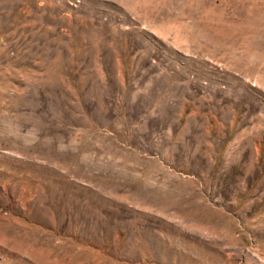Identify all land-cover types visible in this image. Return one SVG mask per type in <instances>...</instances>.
Segmentation results:
<instances>
[{"label":"rangeland","instance_id":"374dc122","mask_svg":"<svg viewBox=\"0 0 264 264\" xmlns=\"http://www.w3.org/2000/svg\"><path fill=\"white\" fill-rule=\"evenodd\" d=\"M0 264H264V0H0Z\"/></svg>","mask_w":264,"mask_h":264}]
</instances>
